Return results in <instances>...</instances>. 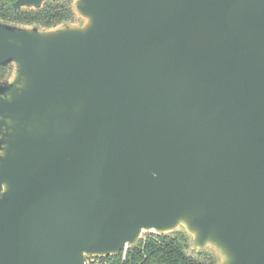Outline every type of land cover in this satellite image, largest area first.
Masks as SVG:
<instances>
[{
	"label": "water",
	"instance_id": "95a60500",
	"mask_svg": "<svg viewBox=\"0 0 264 264\" xmlns=\"http://www.w3.org/2000/svg\"><path fill=\"white\" fill-rule=\"evenodd\" d=\"M69 1L83 24L0 21V264L180 229L264 264V0Z\"/></svg>",
	"mask_w": 264,
	"mask_h": 264
},
{
	"label": "trees",
	"instance_id": "16d2710c",
	"mask_svg": "<svg viewBox=\"0 0 264 264\" xmlns=\"http://www.w3.org/2000/svg\"><path fill=\"white\" fill-rule=\"evenodd\" d=\"M17 0H0V21L20 26H36L42 29H54L73 21V2L69 0H47L40 10H13L8 8ZM177 235V234H175ZM177 235H156L149 233L145 241L128 252L127 260L121 263L120 257L108 258L114 264H216L210 252L198 253L197 257L185 251L187 244Z\"/></svg>",
	"mask_w": 264,
	"mask_h": 264
},
{
	"label": "built area",
	"instance_id": "2783aa9c",
	"mask_svg": "<svg viewBox=\"0 0 264 264\" xmlns=\"http://www.w3.org/2000/svg\"><path fill=\"white\" fill-rule=\"evenodd\" d=\"M145 235L141 237L142 241H145L147 235L149 233H144ZM132 249L129 245H126L121 253L118 256H110V257H88L86 260V264H114L113 261L108 260V258L120 257L121 263H124L127 260L128 252Z\"/></svg>",
	"mask_w": 264,
	"mask_h": 264
},
{
	"label": "rangeland",
	"instance_id": "374dc122",
	"mask_svg": "<svg viewBox=\"0 0 264 264\" xmlns=\"http://www.w3.org/2000/svg\"><path fill=\"white\" fill-rule=\"evenodd\" d=\"M81 23H84V21H83L80 17H78L77 14L75 13V14H74V17H73V21L71 22V24H73V25H77V24H81ZM175 234L181 236V237L185 240V242H184V243L182 242V243H183L184 245L187 244V246L184 248L185 251H186V253L189 254V255H192V256H194V257H197V256H198V253H197L196 251H192V250L189 248V244H190V242H191V238H190V236H189L184 230H182V229H180L179 231H177V232H175V233L170 234L169 236H170V237H177V235H175ZM144 235H145V234H143V236H144ZM143 236H142V237H143ZM140 240H141V239H140Z\"/></svg>",
	"mask_w": 264,
	"mask_h": 264
},
{
	"label": "flooded vegetation",
	"instance_id": "af4514ba",
	"mask_svg": "<svg viewBox=\"0 0 264 264\" xmlns=\"http://www.w3.org/2000/svg\"><path fill=\"white\" fill-rule=\"evenodd\" d=\"M7 24H13V23H8V22H4ZM83 24V23H81ZM16 25V24H13ZM12 73V67L11 66H3L0 67V82L4 81L6 78H8Z\"/></svg>",
	"mask_w": 264,
	"mask_h": 264
}]
</instances>
